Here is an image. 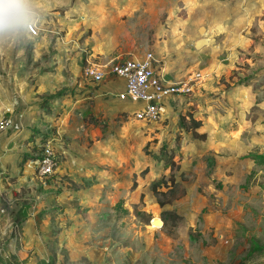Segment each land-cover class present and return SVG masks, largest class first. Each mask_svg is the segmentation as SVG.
<instances>
[{"label": "rangeland", "instance_id": "rangeland-1", "mask_svg": "<svg viewBox=\"0 0 264 264\" xmlns=\"http://www.w3.org/2000/svg\"><path fill=\"white\" fill-rule=\"evenodd\" d=\"M31 6L26 27L0 35V81L24 77L40 110L17 175L0 168V264H264V158L252 157L264 154V0ZM129 58H149L164 81L187 82L181 105L153 121L107 111L113 104L98 91L107 75L96 83L84 68ZM41 76L54 92H41ZM9 91L0 106L22 96ZM188 110L203 120L205 139L180 127ZM93 114L97 125L85 120ZM43 143L56 164L40 178ZM169 149L180 154L175 177L186 193L160 206L150 183L170 175ZM162 209L183 221L154 225Z\"/></svg>", "mask_w": 264, "mask_h": 264}, {"label": "crops", "instance_id": "crops-1", "mask_svg": "<svg viewBox=\"0 0 264 264\" xmlns=\"http://www.w3.org/2000/svg\"><path fill=\"white\" fill-rule=\"evenodd\" d=\"M1 51L4 53H11V51L9 49H6L5 47L1 48ZM80 59L81 58L79 56V59L76 58V60L72 63L71 69L74 73H76L78 68L81 66ZM55 68L61 70V65ZM6 79L7 80L3 79L2 81H0V83L2 84V86L0 85V100L7 99L11 86H13L14 90L19 91L18 93H21L22 96L16 98L18 102L13 104V106H11L10 104H2L0 106V116H6L7 114L6 117L8 118L9 122V125L6 130L0 133V168L4 170V172H7L8 175H17L16 172L20 168L21 163L24 161L23 159H25L24 157L27 153L26 150L28 149L27 146L29 145L27 143L32 140L31 131L32 127L35 126L38 119L36 109L38 107L37 104H39V102L30 103L32 92H29V87H25V85L22 84L24 77L9 76ZM47 79L48 77L46 76H41L40 78L38 77V79H35V84H38L39 88L42 89L41 92L43 93L46 91L54 92V84L49 83ZM105 79L107 80L99 85L98 91L102 97L106 96L105 100H107V104H113L111 105V107H109L108 105L107 111H111V109L114 108L118 110L127 111L129 109H132L133 112L137 108V104L134 105L130 101L120 98L118 95L119 92L124 89V80L121 78L113 77L112 75H107ZM116 80L120 81L121 86L111 87L110 84L112 82H115ZM29 83L31 84V80L28 81V84ZM19 87L21 89H19ZM181 100L182 99L180 97V94L178 93H171L166 97H163L161 107L162 110L160 111L161 116H168V114H170L171 110L174 108V105H181ZM34 164L35 161H30L29 168L32 169V167H34ZM25 166L26 165H24V167ZM28 174L30 175L31 171H29ZM31 178L33 179L34 176H31ZM31 178L28 177V180H32ZM11 188L15 189L14 186ZM11 192L13 193V190ZM43 264H47V262L43 261Z\"/></svg>", "mask_w": 264, "mask_h": 264}, {"label": "built area", "instance_id": "built-area-1", "mask_svg": "<svg viewBox=\"0 0 264 264\" xmlns=\"http://www.w3.org/2000/svg\"><path fill=\"white\" fill-rule=\"evenodd\" d=\"M84 73L96 83L100 82L108 74L123 79L124 89L118 95L120 98L129 100L134 105L137 104L132 116L138 120L153 121L159 119L163 97L189 89L187 82L177 84L164 81L163 75L151 63L149 58L143 60L129 58L117 61L112 63L107 69H102L95 64H89L85 66ZM8 125V118L0 116V133L6 130ZM37 154H39L35 165L37 175L40 178L47 177L55 168L54 151L49 143H43Z\"/></svg>", "mask_w": 264, "mask_h": 264}, {"label": "trees", "instance_id": "trees-1", "mask_svg": "<svg viewBox=\"0 0 264 264\" xmlns=\"http://www.w3.org/2000/svg\"><path fill=\"white\" fill-rule=\"evenodd\" d=\"M43 105V104H41ZM44 106H42L43 109ZM195 109V108H193ZM40 110H37V112ZM39 113V112H38ZM125 114V112H122ZM120 116V114L118 115ZM180 127L185 131H192V136L200 139H205L206 132L198 131L199 128L203 124V120L200 117H196L193 114L192 110H188L187 112H183L180 114ZM88 122H93L97 125L98 117L94 114L90 116V118L85 119ZM107 125V122H104L102 127L100 128L101 132H103L104 127ZM169 158L165 159V167H169L171 169V173L169 176H162L159 179H153L150 183L151 190L154 192L157 202L160 206H164L167 203L172 202L174 199L182 197L185 193V186L183 185L181 180H177L175 177V171L180 169V154H177L174 149H169L166 153ZM26 156V155H25ZM39 154L35 157L37 158ZM32 156V158H35ZM254 159L264 158V154L255 153L252 154ZM26 159V157H25ZM144 169L143 171H145ZM138 184L137 174L131 180L130 188L133 189ZM166 187L167 189H160L161 187ZM160 217L163 221V224H169L173 227L180 225L183 221L184 216L174 209H162L160 213ZM192 228L190 227V232Z\"/></svg>", "mask_w": 264, "mask_h": 264}, {"label": "clouds", "instance_id": "clouds-1", "mask_svg": "<svg viewBox=\"0 0 264 264\" xmlns=\"http://www.w3.org/2000/svg\"><path fill=\"white\" fill-rule=\"evenodd\" d=\"M32 0H0V35L16 33L29 23Z\"/></svg>", "mask_w": 264, "mask_h": 264}, {"label": "bare ground", "instance_id": "bare-ground-1", "mask_svg": "<svg viewBox=\"0 0 264 264\" xmlns=\"http://www.w3.org/2000/svg\"><path fill=\"white\" fill-rule=\"evenodd\" d=\"M200 43V42H199ZM129 101V100H128ZM161 218L160 217H154L152 222L154 223V225L160 224L161 223Z\"/></svg>", "mask_w": 264, "mask_h": 264}]
</instances>
